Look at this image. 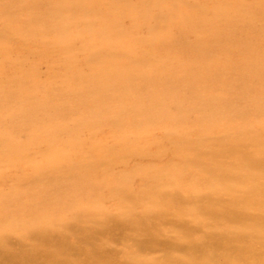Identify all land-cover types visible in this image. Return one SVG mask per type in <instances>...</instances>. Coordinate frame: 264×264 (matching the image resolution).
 Returning a JSON list of instances; mask_svg holds the SVG:
<instances>
[{
    "label": "rangeland",
    "instance_id": "rangeland-1",
    "mask_svg": "<svg viewBox=\"0 0 264 264\" xmlns=\"http://www.w3.org/2000/svg\"><path fill=\"white\" fill-rule=\"evenodd\" d=\"M0 264H264V0H0Z\"/></svg>",
    "mask_w": 264,
    "mask_h": 264
}]
</instances>
